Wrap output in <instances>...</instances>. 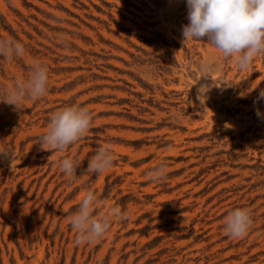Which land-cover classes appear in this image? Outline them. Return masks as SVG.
<instances>
[{
    "label": "rangeland",
    "instance_id": "obj_1",
    "mask_svg": "<svg viewBox=\"0 0 264 264\" xmlns=\"http://www.w3.org/2000/svg\"><path fill=\"white\" fill-rule=\"evenodd\" d=\"M187 11L186 0H0V38L26 49L0 57V152L11 154L0 156V264H264V55L241 70L206 37L183 44ZM36 61L47 95L2 102ZM73 104L91 112L89 131L42 149L50 116ZM109 145L113 166L84 173ZM66 156L82 162L75 181L59 171ZM162 162L166 178L152 182ZM87 190L110 228L77 244L69 217ZM238 208L253 223L233 238L224 224Z\"/></svg>",
    "mask_w": 264,
    "mask_h": 264
},
{
    "label": "clouds",
    "instance_id": "obj_2",
    "mask_svg": "<svg viewBox=\"0 0 264 264\" xmlns=\"http://www.w3.org/2000/svg\"><path fill=\"white\" fill-rule=\"evenodd\" d=\"M188 23L182 26V43L207 38V43L216 48L225 58H234L237 67L246 70L254 58L264 55V0H186ZM22 42L13 38H0V57L20 58L25 54ZM48 68L40 61L34 62L27 78H18L5 92L2 102L19 108L25 99H39L48 93ZM207 84L197 88L200 99ZM264 101V89H260L254 103ZM264 120V112L256 110ZM93 117L83 106L68 105L54 112L49 119L47 131L39 137L42 149L64 152L75 144L91 128ZM11 161L9 152H0ZM111 147L102 146L87 160L84 173L100 175L113 166ZM81 161L66 156L58 161L59 171L75 181ZM167 164L162 162L146 175L152 182L166 178ZM101 201L92 190H87L78 208L69 217L70 226L76 232V243H92L102 238L110 228V216L98 209ZM113 215H122L119 208H112ZM253 220L246 208H238L225 219L224 231L233 238L244 236Z\"/></svg>",
    "mask_w": 264,
    "mask_h": 264
}]
</instances>
